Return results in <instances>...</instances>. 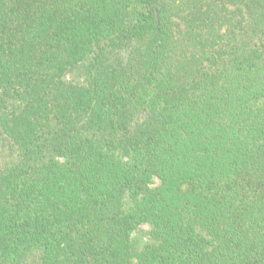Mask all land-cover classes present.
I'll return each instance as SVG.
<instances>
[{
    "label": "trees",
    "instance_id": "16d2710c",
    "mask_svg": "<svg viewBox=\"0 0 264 264\" xmlns=\"http://www.w3.org/2000/svg\"><path fill=\"white\" fill-rule=\"evenodd\" d=\"M261 97L264 0H0V264H264Z\"/></svg>",
    "mask_w": 264,
    "mask_h": 264
},
{
    "label": "rangeland",
    "instance_id": "374dc122",
    "mask_svg": "<svg viewBox=\"0 0 264 264\" xmlns=\"http://www.w3.org/2000/svg\"><path fill=\"white\" fill-rule=\"evenodd\" d=\"M74 74H77L76 70L72 72L71 74L68 73L67 78L73 79ZM264 103V97L258 98L257 101H255L253 104L255 107L260 106ZM6 134L4 132L0 133V138L2 139L0 149H2V155L1 159H3L4 163L7 162H14L18 157V151L12 146L11 141L6 139ZM124 160H129L128 158H125ZM161 181L159 178H154L153 182L151 184V187H157L160 185ZM125 206L131 207L132 206V199L130 197H127L125 199ZM154 236V226L150 224H142L138 229H136L132 234V250H135L136 252L142 251L144 248H146L148 245L153 244L155 239ZM27 264H45V257H44V251L43 249H35L33 248V251L29 254L28 263Z\"/></svg>",
    "mask_w": 264,
    "mask_h": 264
}]
</instances>
